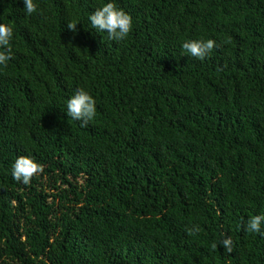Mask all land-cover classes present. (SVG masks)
Here are the masks:
<instances>
[{"label": "trees", "instance_id": "16d2710c", "mask_svg": "<svg viewBox=\"0 0 264 264\" xmlns=\"http://www.w3.org/2000/svg\"><path fill=\"white\" fill-rule=\"evenodd\" d=\"M36 2L0 0V264H264L242 226L264 213V0H115L120 41L87 22L100 0ZM208 38L204 60L182 54ZM77 88L84 127L64 113ZM18 156L42 166L27 185ZM225 237L232 253L210 247Z\"/></svg>", "mask_w": 264, "mask_h": 264}, {"label": "clouds", "instance_id": "9594fccd", "mask_svg": "<svg viewBox=\"0 0 264 264\" xmlns=\"http://www.w3.org/2000/svg\"><path fill=\"white\" fill-rule=\"evenodd\" d=\"M21 3L23 15L30 16L33 13H38L36 0H21ZM77 22L80 20H69L66 28L75 32ZM87 22L96 33H105L109 41L124 39L132 28L131 16L119 8L115 0H100L95 10L87 15ZM12 38L13 27L0 23V68L6 67L13 59L14 53L10 44ZM216 47L218 45L211 38L185 39L181 43L182 54H187L196 60H204ZM64 108L65 115L73 121L80 122L82 127L87 126L96 115V101L83 88H77L66 99ZM41 171L42 166L31 156H18L11 164L10 175L14 181L27 185L31 178ZM242 226L246 232L264 236V213L249 216ZM186 231L190 235H195L200 231V228L193 224ZM218 245L226 254L233 252V241L230 237L213 242L210 247L216 249Z\"/></svg>", "mask_w": 264, "mask_h": 264}]
</instances>
